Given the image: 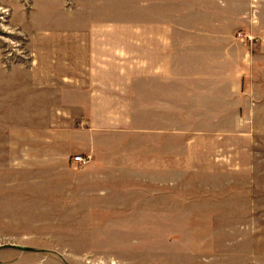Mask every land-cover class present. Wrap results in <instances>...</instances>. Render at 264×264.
<instances>
[{"label": "rangeland", "instance_id": "374dc122", "mask_svg": "<svg viewBox=\"0 0 264 264\" xmlns=\"http://www.w3.org/2000/svg\"><path fill=\"white\" fill-rule=\"evenodd\" d=\"M142 7L143 0H0V94L25 88L19 78L27 70L90 75L93 69L99 80L89 89L82 77V107L92 100L104 110H83L80 121L83 144L86 134L97 137L102 161L70 169L81 176L143 170V210L79 209L98 196L114 204L142 198L124 181L105 194L86 192L95 190L92 177L74 189L56 177L57 162L32 161L24 141L14 138L25 135L15 113L25 115V106L0 95V118L11 119L0 121L6 125L0 137L14 140L0 145V264H264V107L251 128L234 132L209 128L204 114L158 111L145 93L142 104L133 44L112 50L113 63L104 66L34 60L50 54L43 35L52 43L51 35L77 26L143 24ZM54 44L55 55L74 54L67 48L73 42ZM68 115L63 120L74 125ZM88 149L72 152V160L86 159L78 166L89 162Z\"/></svg>", "mask_w": 264, "mask_h": 264}, {"label": "crops", "instance_id": "0c3cea01", "mask_svg": "<svg viewBox=\"0 0 264 264\" xmlns=\"http://www.w3.org/2000/svg\"><path fill=\"white\" fill-rule=\"evenodd\" d=\"M142 8L143 24L77 26L63 31L67 34L51 35L52 43L46 42L43 35L42 48L50 54L34 60L44 65L104 66L113 63L112 50H125L133 44L141 72L138 88L142 104L145 93L147 103L156 104L158 111L204 114L211 129L240 132L251 128V118L264 107V0H143ZM247 36L253 39L249 41ZM33 39L32 36V49L37 48ZM57 40L73 42L67 48H73L74 54L64 56L57 52L55 55ZM125 55L129 59L127 51ZM95 74L97 77L93 69L90 75L51 69L38 73L27 70L25 80L19 78L25 82V88L3 90L0 94L15 107L25 106V115L15 111L21 117L20 127L25 129V135L14 138L24 141L32 161L57 162L56 177L73 184L74 189L78 184L87 185L86 181L92 177L95 190L85 191L105 194L119 190L117 182L124 181L126 190L139 193L142 198V169L127 174L115 169L100 176H81L70 169L84 171L87 165L97 167L102 161L95 152L97 137L86 134L87 144H83L80 121L83 110H104L97 108L92 100L88 101L87 108L82 107V77L89 81L91 89L90 82L99 80V73ZM1 107H4L2 103ZM64 115L70 120L74 117V125L63 120ZM7 120L11 119L0 118L1 122ZM0 127L5 128V123H0ZM12 144V138L0 137V145ZM83 145L89 148L84 154L91 158L78 166L72 160V152ZM35 153L41 156H34ZM45 171L50 175V169ZM114 203L109 197L98 196L91 202L85 201L79 209H104L106 213L115 207L143 210V198L136 202L125 197L120 204ZM92 215L88 216L92 218Z\"/></svg>", "mask_w": 264, "mask_h": 264}, {"label": "built area", "instance_id": "2783aa9c", "mask_svg": "<svg viewBox=\"0 0 264 264\" xmlns=\"http://www.w3.org/2000/svg\"><path fill=\"white\" fill-rule=\"evenodd\" d=\"M248 39H250V38H248ZM73 161L76 164H80L81 165V164H83V163L86 162V159L83 156H81V155L78 154V155H76V156L73 157Z\"/></svg>", "mask_w": 264, "mask_h": 264}]
</instances>
